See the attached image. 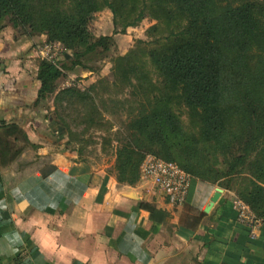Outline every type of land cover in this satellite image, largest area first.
<instances>
[{
    "label": "trees",
    "instance_id": "trees-1",
    "mask_svg": "<svg viewBox=\"0 0 264 264\" xmlns=\"http://www.w3.org/2000/svg\"><path fill=\"white\" fill-rule=\"evenodd\" d=\"M125 5L130 10L121 22L122 33L146 16L148 6L157 17L182 22L173 23L164 44L148 48L147 55L164 82L179 90L196 131L186 130L159 99L148 102L130 117L124 133L114 137L116 145L108 150L114 157L110 171L119 183L133 185L141 161L152 153L176 162L192 177L230 190L239 178L238 197L264 221V0H0V29L10 25L19 36L44 34L46 42L58 41L71 51V57L61 61L39 60L37 95L27 107L29 116L50 109L57 79L77 68L93 70V64L110 55L112 36L90 37L87 24L105 7L116 26ZM71 93L81 100L89 97L69 88L59 92ZM101 117L98 106L90 103L88 126L99 124ZM51 120L63 127L71 147L78 136L64 119ZM8 126L13 132L21 125L0 122V127ZM111 140L103 137L105 154ZM3 141L0 163L5 164ZM84 147L72 148L78 158H83Z\"/></svg>",
    "mask_w": 264,
    "mask_h": 264
},
{
    "label": "crops",
    "instance_id": "crops-1",
    "mask_svg": "<svg viewBox=\"0 0 264 264\" xmlns=\"http://www.w3.org/2000/svg\"><path fill=\"white\" fill-rule=\"evenodd\" d=\"M12 32L0 29V122L21 126L0 127L8 157L0 163V196L7 187L2 264H264V221L252 237L237 218L232 190L192 177L185 200L175 204L147 193L139 178L119 183L112 162L78 158L63 127L43 119L45 110L29 116L38 89L35 42ZM25 137L48 159L19 175L14 166L26 156Z\"/></svg>",
    "mask_w": 264,
    "mask_h": 264
},
{
    "label": "rangeland",
    "instance_id": "rangeland-1",
    "mask_svg": "<svg viewBox=\"0 0 264 264\" xmlns=\"http://www.w3.org/2000/svg\"><path fill=\"white\" fill-rule=\"evenodd\" d=\"M150 9L148 6L146 16L136 25L128 26L123 33L120 32L121 22L127 18L128 10H130L128 5L120 10L121 15L116 26L113 23V14L108 8L103 7L94 12L87 24L88 34L93 38L104 35L112 36L113 45L110 55L93 64V70L77 68L75 72H68L56 81L55 92L49 98L50 109L42 113L43 119H64L69 124L71 132L78 136V139H74L71 147L77 149L85 146L82 148L81 156L85 158H82L83 160L95 164L113 163L114 157L108 153L113 149L111 145H116L114 137L124 133L126 123L130 117L139 112L141 107L147 108L148 102L157 99L174 112L186 130L196 131L193 114L180 101L179 90L164 82L163 77L147 55L148 48H156L164 44V38L169 34L170 28L174 26L173 23L177 22L182 25V22L170 21L161 14L157 17L156 13L149 12ZM7 26L12 29V33L16 37L29 40V44L31 41L35 42L32 46L37 54V60L34 63L37 65L43 58L38 51L48 43L46 36L44 34L31 37H26L24 34L19 36L18 31L10 25ZM51 43L54 44L52 55L55 61L71 57V51L60 42L51 41ZM118 57L125 58L116 62ZM68 88L79 93H89V97L81 100L72 93L71 95L59 94L61 90ZM90 103L96 104L102 113L99 124L94 126H88L87 123ZM103 137L112 139L106 154L105 151H101ZM25 145L23 151L26 152V156L22 158L20 164L14 166L18 168L19 175L28 172V169L25 170V168L29 164L36 165L42 161L47 162L48 159V157L43 159L34 153L37 144L26 141ZM218 160H222V157H219ZM220 166L222 165L218 164V167ZM3 181L5 180L3 179ZM239 181L240 179L236 178L231 183V190L237 199H240L237 195V191L240 189ZM6 190L5 186L3 194L1 192L2 196ZM2 199L0 200V212L5 205Z\"/></svg>",
    "mask_w": 264,
    "mask_h": 264
},
{
    "label": "built area",
    "instance_id": "built-area-1",
    "mask_svg": "<svg viewBox=\"0 0 264 264\" xmlns=\"http://www.w3.org/2000/svg\"><path fill=\"white\" fill-rule=\"evenodd\" d=\"M53 47L54 44L48 42L39 52L43 58L54 61ZM191 179L192 176L176 162L164 160L153 154L145 155L139 166V180L146 192L160 193L175 204H181L185 200ZM233 202L238 220L249 226L250 235L254 237L261 225V219L257 218L242 200L235 198Z\"/></svg>",
    "mask_w": 264,
    "mask_h": 264
},
{
    "label": "water",
    "instance_id": "water-1",
    "mask_svg": "<svg viewBox=\"0 0 264 264\" xmlns=\"http://www.w3.org/2000/svg\"><path fill=\"white\" fill-rule=\"evenodd\" d=\"M220 192H221V189H217V190L215 191V193H214L213 196L211 197V199H210V203L208 204L207 207H210V206L213 204V202H215V201L217 200V198H218L219 195H220ZM0 264H2V263H1V260H0ZM75 264H77V263L75 262Z\"/></svg>",
    "mask_w": 264,
    "mask_h": 264
}]
</instances>
